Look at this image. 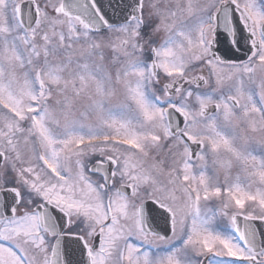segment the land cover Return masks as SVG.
<instances>
[{
    "label": "snow or ice",
    "instance_id": "1",
    "mask_svg": "<svg viewBox=\"0 0 264 264\" xmlns=\"http://www.w3.org/2000/svg\"><path fill=\"white\" fill-rule=\"evenodd\" d=\"M0 264H264V0H0Z\"/></svg>",
    "mask_w": 264,
    "mask_h": 264
},
{
    "label": "flooded vegetation",
    "instance_id": "2",
    "mask_svg": "<svg viewBox=\"0 0 264 264\" xmlns=\"http://www.w3.org/2000/svg\"><path fill=\"white\" fill-rule=\"evenodd\" d=\"M146 2H147V0H146ZM257 78H259V73L257 74ZM208 163H209V171L211 172L212 169H211V158L210 157H209ZM221 180H222V176H221ZM210 206H215V202H213ZM257 223H259V222H257ZM160 228H163V224L160 225ZM74 259H78V255L76 257H74Z\"/></svg>",
    "mask_w": 264,
    "mask_h": 264
}]
</instances>
